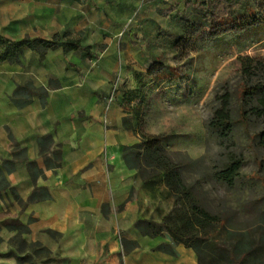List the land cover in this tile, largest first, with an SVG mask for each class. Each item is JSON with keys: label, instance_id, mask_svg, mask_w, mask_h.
Returning <instances> with one entry per match:
<instances>
[{"label": "crops", "instance_id": "1", "mask_svg": "<svg viewBox=\"0 0 264 264\" xmlns=\"http://www.w3.org/2000/svg\"><path fill=\"white\" fill-rule=\"evenodd\" d=\"M87 1L0 0V36L13 42L76 37L89 29ZM120 1L121 23L131 5ZM157 1L163 11L182 13L196 0ZM115 38L103 42L114 55ZM80 40L91 55L62 48L41 58L25 51L17 63L0 64V264H31L25 254L10 253L8 244L11 229L23 226L29 243L51 253L39 264H199L194 250L179 245L178 255L170 256L159 247L172 240L138 229L141 221L160 220L139 172L123 159L142 136L134 112L122 107L123 93L113 96L122 62L98 57V42ZM28 85L34 94L19 106L26 99L15 94ZM40 89L47 90L46 99ZM42 189L51 199L30 202Z\"/></svg>", "mask_w": 264, "mask_h": 264}, {"label": "rangeland", "instance_id": "2", "mask_svg": "<svg viewBox=\"0 0 264 264\" xmlns=\"http://www.w3.org/2000/svg\"><path fill=\"white\" fill-rule=\"evenodd\" d=\"M164 3L168 4V1ZM86 4L89 29L73 39H84L85 44L90 45L98 42L99 45L95 46L98 57L110 54L107 58L118 65L122 62L124 75L122 82H116L118 90L142 88L146 96L139 115L142 132L150 137L163 135L171 138L166 149L180 154L176 160L184 164L187 180L202 204L213 213L225 215L232 229L241 231L244 248H260L264 244V146L259 144V135L264 131V117L251 115L249 126L238 124L228 141H222L208 130L207 124L220 107L218 97L227 90L236 95L241 88L243 79L236 60L240 56L263 58L264 41H245L244 38L228 36L210 43L197 40L174 49L168 42L180 32L177 16L183 15L185 10L182 13L176 9L163 11L157 8V0H129L131 8H126L124 13L129 16L128 21H133L125 25L122 35L117 34L127 22L120 23L122 1L88 0ZM91 7L95 10L89 9ZM151 8L156 10L152 12ZM136 10L138 16H134ZM112 37L120 42L115 55L107 50L108 45L103 44ZM119 53L123 54L122 58ZM155 61L176 70L180 77L172 81L148 78L146 71ZM260 97L257 93L248 98L245 109L256 105ZM239 103L235 96L233 107L236 117L239 116ZM228 149L244 154L246 159L241 170L243 178L229 189L214 175L221 165V155ZM149 173L145 171L139 177L147 178L144 187L155 203L152 205L153 214L161 221L171 214L174 198L162 183H154ZM8 244L10 253L25 254L24 260L31 264L51 259L47 249L40 244L29 243L20 231H15ZM226 248L225 258L218 264H231V255L236 253L233 243L227 244ZM252 261L246 264H264V252L260 251Z\"/></svg>", "mask_w": 264, "mask_h": 264}, {"label": "trees", "instance_id": "3", "mask_svg": "<svg viewBox=\"0 0 264 264\" xmlns=\"http://www.w3.org/2000/svg\"><path fill=\"white\" fill-rule=\"evenodd\" d=\"M262 10H264V0H196L186 6L183 15L177 16L180 32L170 38L168 43L175 49L197 40L210 43L224 40L228 36L244 38L245 41L263 42L264 13ZM62 48L65 52L80 50L89 55L92 49L83 46L80 39L75 40L70 34L56 35L50 40L26 38L18 42L0 36V64L5 61L17 63L25 51H35L41 55V58H44L48 50ZM236 63L242 74L241 88L236 95L231 90H227L224 95L218 97L220 107L215 110L212 119L207 124L208 130L217 134L222 141L230 140L238 124L248 127L251 115L264 117V57L254 59L240 56ZM146 73L150 79L156 78L164 81H172L180 77L176 74V70L164 66L159 61H155ZM30 89L31 86L28 85L17 90L14 98L26 99L20 102L19 106L28 104V99L34 94ZM25 92H28V96ZM120 92L123 93L122 107L134 112L133 118L137 120V129L142 136L139 145L125 149L124 161L139 174L150 171L151 180L154 183H162L174 198L171 214L163 217L160 222L141 221L137 225L138 229L143 234L152 237L165 235L172 240L171 245L159 247V250L170 256H177L176 247L183 245L195 251L199 264H218L220 259L225 258L227 244L232 242L236 253L231 255V264L253 262L255 255L260 251L264 252V244L258 249L249 246L244 248L241 231L232 229L231 222L225 215L209 211L198 198L183 171L184 164L176 160L180 154L168 152L166 149L171 138H165L163 135L150 137L142 132V120L139 115L146 103L144 90L138 88V90ZM257 93L261 97L256 105L246 110L245 102ZM40 95L46 99L47 90L40 89ZM235 96L240 102L238 117L234 115ZM129 121L130 119H125L126 123ZM259 137V144L264 146V131ZM221 157V165L214 174L215 178L228 189L234 188L243 178L241 170L246 161L245 156L228 149ZM146 181L147 178H143V182ZM49 199H51L50 194L42 189L34 192L29 201L34 203L37 200ZM262 216L264 218V213ZM262 226H264V221ZM11 230L20 231L22 234L30 232L26 226ZM1 242L2 239H0Z\"/></svg>", "mask_w": 264, "mask_h": 264}, {"label": "built area", "instance_id": "4", "mask_svg": "<svg viewBox=\"0 0 264 264\" xmlns=\"http://www.w3.org/2000/svg\"><path fill=\"white\" fill-rule=\"evenodd\" d=\"M122 35H123V33H122ZM119 86H118V84L116 83L115 85H114V94H113V96L118 92V88Z\"/></svg>", "mask_w": 264, "mask_h": 264}]
</instances>
